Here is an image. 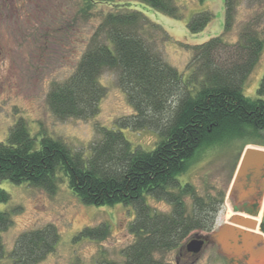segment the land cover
<instances>
[{
  "label": "trees",
  "instance_id": "16d2710c",
  "mask_svg": "<svg viewBox=\"0 0 264 264\" xmlns=\"http://www.w3.org/2000/svg\"><path fill=\"white\" fill-rule=\"evenodd\" d=\"M82 1L85 14L95 3L112 0ZM135 1L171 18L182 17L174 0ZM247 2L249 17L231 41L228 35L242 0H224L223 31L190 47L186 76L164 61L153 44L152 30L169 38L160 24L124 4L107 11L71 75L52 84L47 104L59 119L95 115L106 94L99 77L110 69L134 113L118 118L115 127L98 128L100 137L90 144L87 156L47 135H41L37 145V137L19 118L0 141V180L54 192L63 177L84 204L132 205L135 218L129 227L135 238L122 249L121 264H168L167 252L184 246L192 232L213 228L224 198V191L201 195L178 177L199 150L264 131V73L258 97L243 93L244 81L264 49V0ZM211 18L209 11L197 12L187 28L198 33ZM122 129H149L158 139L151 150H144L132 146ZM147 196L163 199L171 209L155 210ZM8 200L9 194L0 187V203ZM11 223V214L0 210V260L6 256L1 232ZM107 233L108 225H100L83 228L77 237L101 239ZM56 239L51 225L20 234L8 254L11 264H35L54 248ZM98 264L117 263L103 259Z\"/></svg>",
  "mask_w": 264,
  "mask_h": 264
},
{
  "label": "rangeland",
  "instance_id": "374dc122",
  "mask_svg": "<svg viewBox=\"0 0 264 264\" xmlns=\"http://www.w3.org/2000/svg\"><path fill=\"white\" fill-rule=\"evenodd\" d=\"M174 1L182 14L181 19L171 18L135 0L97 2L85 14L82 11L86 3L82 0H0V141L6 140L11 126L22 118L30 134L37 137V145L40 136L47 135L87 156L90 144L100 137L98 128L115 127L118 118L134 113L126 94L118 86L117 74L110 69L101 73L99 81L106 94L99 102L97 113L84 119H59L51 112L47 94L52 84L71 75L103 15L123 4L143 11L167 31L168 40L152 30L155 37L152 43L164 61L186 76L192 55L190 47L222 33L224 0ZM248 6L247 0H242L228 35L231 41L236 40L235 31L238 32L241 22L249 17ZM201 11H209L212 18L200 32L191 33L187 22ZM263 73L264 49L244 81L246 96L258 97L257 87ZM122 132L132 146L144 150H151L158 139L149 129H122ZM247 146L264 148V131L256 137L233 139L199 150L188 170L178 177L181 184H192L201 195L224 191L211 232L229 220L230 211H235L227 191ZM60 178L54 192L26 182L16 184L8 179L0 180V187L9 194L8 202L0 203V210L8 211L12 219L11 225L1 232L6 256L0 263L11 264L8 254L20 234L51 225L57 232L54 248L35 264H98L103 259L121 264L124 260L122 249L135 238L129 227L135 218L134 207L123 203L84 204L69 188L66 178ZM146 202L157 211L171 209L163 199L147 196ZM246 214L259 218L258 231L264 235V196L258 204L251 205ZM100 225H108L104 238L77 237L83 228ZM206 233L194 231L187 240L193 234ZM177 250L178 247L165 254L168 264H177ZM180 264L230 262L219 256L215 248H208L203 249L194 262L181 261Z\"/></svg>",
  "mask_w": 264,
  "mask_h": 264
},
{
  "label": "water",
  "instance_id": "95a60500",
  "mask_svg": "<svg viewBox=\"0 0 264 264\" xmlns=\"http://www.w3.org/2000/svg\"><path fill=\"white\" fill-rule=\"evenodd\" d=\"M258 190L264 195V148L247 146L235 169L227 195L235 204H241L256 198ZM258 224L256 217L235 212L227 223L207 236L197 235L186 243V247L196 253L202 249L203 238L210 239L217 244L222 255L234 260L245 256L246 264H264V237L257 230Z\"/></svg>",
  "mask_w": 264,
  "mask_h": 264
},
{
  "label": "flooded vegetation",
  "instance_id": "af4514ba",
  "mask_svg": "<svg viewBox=\"0 0 264 264\" xmlns=\"http://www.w3.org/2000/svg\"><path fill=\"white\" fill-rule=\"evenodd\" d=\"M263 196V193L258 190L257 194H256V198H254L252 201H245L241 204H235L234 201L232 200L233 202V208L235 209L234 212H244V213H247L248 211V208L252 205H255V204H258L260 202V199L262 198ZM226 223V222H225ZM211 231H207V233L205 235H202V234H193L192 237H190L189 240H191L192 238H196L197 235H202L203 236H207L208 234H210ZM188 240V241H189ZM188 243V242H187ZM211 249V248H215L216 249V253L221 256L222 258H224V260L230 262V264H246L245 263V260H246V257L245 256H242L241 258H238L236 260H234V258H231V257H228V256H225V255H222L219 253L218 251V247H217V244L210 240V239H204L203 238V244H202V249L199 251V252H192L190 250L187 249L186 247V243L184 244V246H181V247H178V250H177V259H176V263L177 264H180V262H187V263H192L194 262L197 257L199 256V253L203 250V249Z\"/></svg>",
  "mask_w": 264,
  "mask_h": 264
},
{
  "label": "bare ground",
  "instance_id": "6f19581e",
  "mask_svg": "<svg viewBox=\"0 0 264 264\" xmlns=\"http://www.w3.org/2000/svg\"><path fill=\"white\" fill-rule=\"evenodd\" d=\"M234 212L233 211H230V214H233ZM232 216V215H231ZM257 221H259V218L257 217Z\"/></svg>",
  "mask_w": 264,
  "mask_h": 264
}]
</instances>
